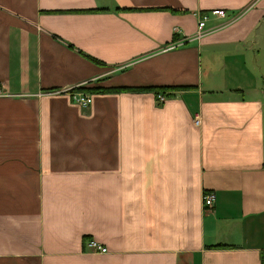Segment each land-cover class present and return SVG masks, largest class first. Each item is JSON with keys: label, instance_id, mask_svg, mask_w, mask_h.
I'll return each instance as SVG.
<instances>
[{"label": "crops", "instance_id": "0c3cea01", "mask_svg": "<svg viewBox=\"0 0 264 264\" xmlns=\"http://www.w3.org/2000/svg\"><path fill=\"white\" fill-rule=\"evenodd\" d=\"M0 85V264H264V0H0Z\"/></svg>", "mask_w": 264, "mask_h": 264}, {"label": "built area", "instance_id": "2783aa9c", "mask_svg": "<svg viewBox=\"0 0 264 264\" xmlns=\"http://www.w3.org/2000/svg\"><path fill=\"white\" fill-rule=\"evenodd\" d=\"M242 11H238V12H234L229 14L228 11H226L225 9L222 8H216V9H212L210 11H203V12H197V27H196V31H195V37H200L201 35H203L204 33L208 32L209 30H211V28H209L207 26V21L211 18V17H226V23H229L231 21H234L235 19H237L240 15H241ZM225 24V22H224ZM176 30V27L174 28ZM182 44V41L179 40H175L172 41L171 43H169L167 45V48H173L176 47L178 45ZM80 86H78L77 88H79ZM77 88H67L65 90H67L68 92H70L72 99L80 104V105H88L91 101H92V95L85 91V90H81V89H77ZM3 93V88L0 85V94ZM157 98L158 100H164L165 96L159 92L157 93ZM215 199V195L213 192L209 191V192H204L202 195V200H203V205L205 207H211L213 206V202ZM87 245L92 247L94 250L96 251H101L104 252L107 250V248L100 244L97 243V241H95L94 239H89L87 240Z\"/></svg>", "mask_w": 264, "mask_h": 264}, {"label": "trees", "instance_id": "16d2710c", "mask_svg": "<svg viewBox=\"0 0 264 264\" xmlns=\"http://www.w3.org/2000/svg\"><path fill=\"white\" fill-rule=\"evenodd\" d=\"M81 90L89 89L91 91H102V92H116V91H123V90H145V89H151L156 94L159 92H163L166 88H172L170 86L161 85V86H155V87H135V86H99V85H93L90 87L81 86L79 87ZM83 88V89H82Z\"/></svg>", "mask_w": 264, "mask_h": 264}]
</instances>
